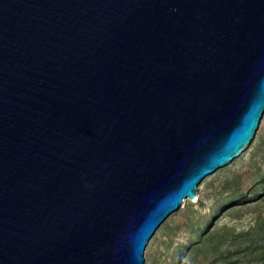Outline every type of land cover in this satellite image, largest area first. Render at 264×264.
<instances>
[{"label":"water","instance_id":"95a60500","mask_svg":"<svg viewBox=\"0 0 264 264\" xmlns=\"http://www.w3.org/2000/svg\"><path fill=\"white\" fill-rule=\"evenodd\" d=\"M264 121V0H0V264H144Z\"/></svg>","mask_w":264,"mask_h":264},{"label":"rangeland","instance_id":"374dc122","mask_svg":"<svg viewBox=\"0 0 264 264\" xmlns=\"http://www.w3.org/2000/svg\"><path fill=\"white\" fill-rule=\"evenodd\" d=\"M262 176L264 121L256 139L160 225L144 264H264Z\"/></svg>","mask_w":264,"mask_h":264},{"label":"trees","instance_id":"16d2710c","mask_svg":"<svg viewBox=\"0 0 264 264\" xmlns=\"http://www.w3.org/2000/svg\"><path fill=\"white\" fill-rule=\"evenodd\" d=\"M260 179H261L262 182H264V176H262ZM254 193H255V192H254ZM244 199H245L244 196H239V198H235L234 201H235V202H236V200H237V201H242V200H244Z\"/></svg>","mask_w":264,"mask_h":264},{"label":"bare ground","instance_id":"6f19581e","mask_svg":"<svg viewBox=\"0 0 264 264\" xmlns=\"http://www.w3.org/2000/svg\"><path fill=\"white\" fill-rule=\"evenodd\" d=\"M184 202V201H183Z\"/></svg>","mask_w":264,"mask_h":264}]
</instances>
